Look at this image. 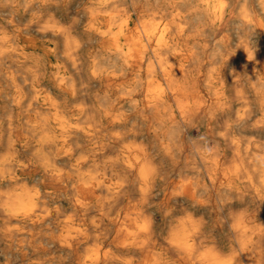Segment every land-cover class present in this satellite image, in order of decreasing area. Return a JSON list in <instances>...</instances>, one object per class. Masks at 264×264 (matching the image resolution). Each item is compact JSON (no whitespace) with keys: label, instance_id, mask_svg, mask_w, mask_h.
<instances>
[{"label":"bare ground","instance_id":"1","mask_svg":"<svg viewBox=\"0 0 264 264\" xmlns=\"http://www.w3.org/2000/svg\"><path fill=\"white\" fill-rule=\"evenodd\" d=\"M37 1L38 39L0 21V264H264V0Z\"/></svg>","mask_w":264,"mask_h":264},{"label":"rangeland","instance_id":"2","mask_svg":"<svg viewBox=\"0 0 264 264\" xmlns=\"http://www.w3.org/2000/svg\"><path fill=\"white\" fill-rule=\"evenodd\" d=\"M20 1L21 3L19 6V10L17 12H12L10 10L8 3L0 5V21L4 23L5 28H10V27L20 28L24 30V33L27 36H31L34 37L35 39H38V30L35 25L38 23L39 15L43 17L44 15L47 14V12L39 11V2L37 0L30 2H25L24 0H20ZM77 1L78 0H72L71 2L75 4L77 3ZM89 3L93 4L94 0H90ZM12 18H14L15 20L11 21ZM28 21L33 24L32 26H30V28L26 27ZM27 51H31V48L27 49ZM37 51L38 49L35 48L36 53ZM17 64H19V66ZM17 64L15 66H12V62L10 58H8L7 56H4L0 60V126L3 128L7 126L6 120L8 118V112L11 109V105H10L11 91L9 88V83H10L9 74L13 69H17L15 72L16 76L18 80L22 82L24 78L29 77L27 70L31 69L32 61L30 58L23 56L19 58ZM1 141L5 142V137H3ZM236 209H238V205Z\"/></svg>","mask_w":264,"mask_h":264},{"label":"clouds","instance_id":"3","mask_svg":"<svg viewBox=\"0 0 264 264\" xmlns=\"http://www.w3.org/2000/svg\"><path fill=\"white\" fill-rule=\"evenodd\" d=\"M219 264H233V257L231 254L225 255L222 257Z\"/></svg>","mask_w":264,"mask_h":264}]
</instances>
